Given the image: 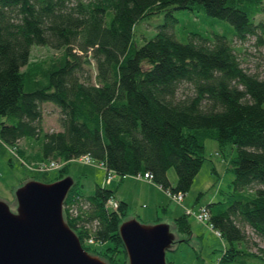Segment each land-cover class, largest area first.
<instances>
[{"label": "trees", "instance_id": "obj_1", "mask_svg": "<svg viewBox=\"0 0 264 264\" xmlns=\"http://www.w3.org/2000/svg\"><path fill=\"white\" fill-rule=\"evenodd\" d=\"M263 9L262 0H0V140L31 168L59 163L55 180L68 176L67 162L87 155L107 172L151 174L163 190L183 196L205 160L204 139L232 144L234 192L204 207L226 240L217 264H264L255 240L264 242V78L242 66L232 44L254 37L264 46V23L256 20ZM173 10L227 21L232 38L191 33L181 42L167 18L148 23ZM146 24L156 32L138 46ZM33 45L63 54L44 86L26 90ZM182 85L191 92L179 94ZM45 103L58 109L57 131L42 127ZM81 187L74 180L63 202L65 222L86 251L127 264L118 231L126 203L110 206L114 191L105 186L87 195ZM173 225L185 236L173 244L187 242V214Z\"/></svg>", "mask_w": 264, "mask_h": 264}, {"label": "rangeland", "instance_id": "obj_2", "mask_svg": "<svg viewBox=\"0 0 264 264\" xmlns=\"http://www.w3.org/2000/svg\"><path fill=\"white\" fill-rule=\"evenodd\" d=\"M262 6H264V0H262ZM165 19L168 23L172 21L174 32L176 33L174 36L181 42H186L191 33H198L203 36H211L212 33H223L229 39L232 38V26L227 21L219 20L203 13L173 10L171 16L165 17L162 14L155 23H148L157 27V25L167 22ZM256 20L264 23V9L260 15H257ZM150 29L152 30V27L149 24L142 25L139 28L137 34H140V32L142 34L138 39H135L138 46L144 42L143 38L149 39L154 35L156 29L154 28L153 31ZM232 44L239 52L242 66L264 78V46L257 45L254 37H250L245 42H239L236 38H233ZM62 54L63 50L58 51L48 46L33 45L30 50L29 64L24 67L26 72L25 89L30 90L44 86L47 83L46 73L60 64ZM90 71L94 74V67ZM190 92L189 85H182L179 90V94ZM42 112V127L44 131L59 130L60 127L57 121L58 109L50 103H45L42 105ZM2 120L3 118L0 117V122ZM203 145L205 160L194 177L190 189L183 196V200L177 202L169 194H167V200L166 198L163 199L170 216L167 221L172 222L175 217L187 214L191 230V235L187 242L175 243L174 247L176 249L166 252V262L169 264H217L226 245L224 237L218 236L217 232L211 227L209 220L200 221L197 216L202 213L206 204L224 200L234 192L232 188L234 175L231 167L237 150L232 144L220 147L215 140L208 138L204 139ZM21 146L31 152L30 144L24 140L21 141ZM27 163L21 161L12 146L6 145L0 140V201H4L12 210L16 207L15 191L18 187L33 179L45 184L54 182L61 172L60 168L46 170L31 168ZM66 166L68 175L73 180H80L81 191L85 195L93 193L97 178L102 180L105 186L112 182L114 187L116 185V177L119 178V175L113 173L112 181L106 182V170L94 162L85 163L79 159H73L67 162ZM167 175L172 184H176L175 169L170 168ZM247 194L248 192L245 191L244 195ZM143 203L136 202L133 209H131V212L137 209L141 213L142 218H138L133 213L130 215L137 217L135 219L142 224H154L150 220L153 219L150 216L152 212L146 208L142 209L141 205ZM144 210L147 211L144 212ZM170 229L176 238L185 237L176 232L172 223L170 224ZM255 240L258 246L264 250V242L258 239ZM106 246L107 244L100 245L99 249L103 250ZM255 250L253 249V251ZM122 255V253H119L118 258H122ZM102 259L106 261L104 257Z\"/></svg>", "mask_w": 264, "mask_h": 264}, {"label": "water", "instance_id": "obj_3", "mask_svg": "<svg viewBox=\"0 0 264 264\" xmlns=\"http://www.w3.org/2000/svg\"><path fill=\"white\" fill-rule=\"evenodd\" d=\"M71 176L51 183L28 180L15 191L16 207L0 201V264H109L86 251L63 216ZM127 264H168L166 252L176 236L170 224H142L128 218L119 225Z\"/></svg>", "mask_w": 264, "mask_h": 264}, {"label": "crops", "instance_id": "obj_4", "mask_svg": "<svg viewBox=\"0 0 264 264\" xmlns=\"http://www.w3.org/2000/svg\"><path fill=\"white\" fill-rule=\"evenodd\" d=\"M103 168V167H102ZM113 177L110 179L112 181ZM106 180V182L110 181ZM96 186H105L103 185V181L99 180L98 178L95 180ZM172 184V182H171ZM173 186L175 184H172ZM112 182L109 183V185L105 186L109 190L114 191V197L112 198V201L115 203L124 202L126 203V213H127V219L128 218H137L133 217L135 214L138 216V218L141 217V213L137 209H134L131 212V209H133V206L136 202H144L141 206L142 209H147L151 211V218L152 223H158V222H165L168 224H173L172 222H169L167 220L170 219V216L168 215L169 212L166 209L165 201L163 199L167 198L168 192L163 190L160 186L155 184L153 180H148L147 178L143 176H124V177H116V185L115 187L112 186ZM147 203V205H145ZM136 208V207H134ZM147 210H144L147 211ZM143 212V211H142ZM176 218V217H175ZM174 226V225H173Z\"/></svg>", "mask_w": 264, "mask_h": 264}, {"label": "built area", "instance_id": "obj_5", "mask_svg": "<svg viewBox=\"0 0 264 264\" xmlns=\"http://www.w3.org/2000/svg\"><path fill=\"white\" fill-rule=\"evenodd\" d=\"M79 160L84 161L85 163H92L93 162L92 159L89 156H87V155L80 157ZM99 165L101 167H103L101 164H99ZM59 167H60V164L59 163H57V162H50L47 165L41 166V168H39V169L40 170H46V169H54V168H59ZM112 174H113L112 172H110V171L107 172L106 171V180H110L113 177ZM144 177L147 178L148 180H151V181L153 180V176L151 174H145ZM168 194L171 196V198H173L177 202H181L183 200V195L181 193L172 194V193H169L168 192ZM109 204L112 207H114V208L117 207V203L113 202L112 199L109 201ZM197 218L200 221L208 220V212L206 211L205 208H203L202 213L199 214L197 216ZM217 234H218V236H220L219 233H217ZM89 241H90V243L93 242L92 240H89Z\"/></svg>", "mask_w": 264, "mask_h": 264}]
</instances>
